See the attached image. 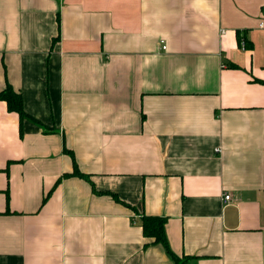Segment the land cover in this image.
<instances>
[{"label":"crops","instance_id":"obj_1","mask_svg":"<svg viewBox=\"0 0 264 264\" xmlns=\"http://www.w3.org/2000/svg\"><path fill=\"white\" fill-rule=\"evenodd\" d=\"M8 85L0 264H264V0H0Z\"/></svg>","mask_w":264,"mask_h":264},{"label":"trees","instance_id":"obj_2","mask_svg":"<svg viewBox=\"0 0 264 264\" xmlns=\"http://www.w3.org/2000/svg\"><path fill=\"white\" fill-rule=\"evenodd\" d=\"M0 101L6 103L7 111L15 113L19 119V133L22 135V123L28 116L24 112L22 98L19 92L14 91L9 85L2 91H0ZM73 176L84 177L76 169L72 173ZM48 197V196H47ZM47 197L43 199L42 204L47 200ZM117 200V199H116ZM165 219L156 216L143 215L140 221L142 229V235L145 240L150 241L151 245H160L164 248L166 254L172 259L174 264H184L179 258L174 256L167 247L165 232H164ZM148 244H145V247Z\"/></svg>","mask_w":264,"mask_h":264},{"label":"built area","instance_id":"obj_3","mask_svg":"<svg viewBox=\"0 0 264 264\" xmlns=\"http://www.w3.org/2000/svg\"><path fill=\"white\" fill-rule=\"evenodd\" d=\"M259 27H260V28L263 27V22H260ZM162 44H163V43H162ZM162 49H165V46H164V45H163ZM229 198H230V197H229L228 195H226V196L224 197V200L228 201Z\"/></svg>","mask_w":264,"mask_h":264}]
</instances>
